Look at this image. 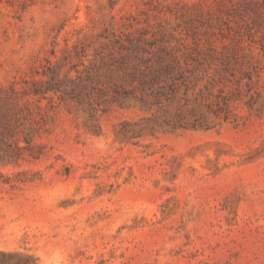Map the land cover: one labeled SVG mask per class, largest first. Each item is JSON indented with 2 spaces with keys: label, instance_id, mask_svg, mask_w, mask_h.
I'll list each match as a JSON object with an SVG mask.
<instances>
[{
  "label": "rangeland",
  "instance_id": "374dc122",
  "mask_svg": "<svg viewBox=\"0 0 264 264\" xmlns=\"http://www.w3.org/2000/svg\"><path fill=\"white\" fill-rule=\"evenodd\" d=\"M0 264H264V0H0Z\"/></svg>",
  "mask_w": 264,
  "mask_h": 264
},
{
  "label": "trees",
  "instance_id": "16d2710c",
  "mask_svg": "<svg viewBox=\"0 0 264 264\" xmlns=\"http://www.w3.org/2000/svg\"><path fill=\"white\" fill-rule=\"evenodd\" d=\"M203 71L202 75H205ZM204 77V76H203ZM202 78L187 76L183 72L175 73V69L165 66L159 69L149 72L147 75L142 74L141 79H139V89L144 93L151 91L150 94L147 93L148 97L154 98V104H162V98H167L168 101L174 100L181 87L186 88V102H189L188 92L190 90L196 89L198 83ZM192 86V87H191ZM202 97V95H201ZM187 117L183 114H178L176 121H174V126L179 128L193 127L196 128L197 124H187Z\"/></svg>",
  "mask_w": 264,
  "mask_h": 264
}]
</instances>
